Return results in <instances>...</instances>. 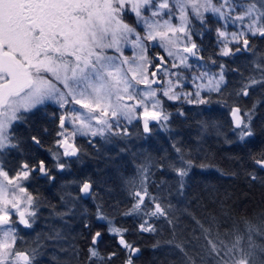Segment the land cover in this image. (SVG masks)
<instances>
[{
    "label": "snow or ice",
    "instance_id": "6c2138e0",
    "mask_svg": "<svg viewBox=\"0 0 264 264\" xmlns=\"http://www.w3.org/2000/svg\"><path fill=\"white\" fill-rule=\"evenodd\" d=\"M206 13L218 23V57L251 52V39H264V6L258 7L255 0L246 8L238 0H0V157L19 146L13 128L23 119L22 113L49 103L56 106L53 119L58 131L55 149L48 152L59 171L67 168L71 158H79L78 137L111 141L131 137V127H142L147 138L157 128L169 130L168 102L179 105L180 115H184V104H212L211 94L223 96L227 84L224 62L210 58L211 66L219 67V72H212L202 55L204 49L194 39L210 30ZM132 16L135 20L130 24L127 18ZM155 48L163 53L153 55ZM129 49L131 56L125 54ZM254 71L258 77L241 74L233 92L237 98L249 96L256 85L264 87V61L254 62ZM215 103L229 110L231 131L237 139L252 143L254 112L227 100ZM209 126L206 121L201 123L202 128ZM31 140L37 148L43 146L40 136L33 135ZM173 148L177 161L169 167L179 177L178 194L182 195L184 177L194 162L182 147L174 144ZM249 160L264 170V148L249 152ZM51 171L46 159H19L12 167L0 159V264H36L42 245L37 241L31 251L20 250L19 230L21 226L32 228L41 206L29 190L32 178L39 173L52 181ZM138 172L142 178L139 183L129 182L132 205L122 217L134 216L139 234L154 233V221L172 222V206L149 191L150 167L143 166ZM250 178L256 179L254 175ZM93 187L91 180L81 181L77 196L67 193L61 198L67 211L56 215L60 219L70 215L77 200L93 195ZM229 219L225 214L221 223V218L212 216L206 228L197 221L205 237L202 264H252V253L245 251L243 242L247 240L251 248L258 228L247 221L244 228L235 221L229 224ZM96 220L106 231H89L86 254L91 264H111L117 255L99 253L97 246L105 235H111L128 253L125 264H133L140 249L127 239L128 229L99 206ZM84 227L90 230L92 225L85 223ZM222 227L228 228L225 236L232 237L230 241L221 237ZM61 239L56 230L47 236L53 243ZM173 247L188 255L183 244Z\"/></svg>",
    "mask_w": 264,
    "mask_h": 264
},
{
    "label": "trees",
    "instance_id": "16d2710c",
    "mask_svg": "<svg viewBox=\"0 0 264 264\" xmlns=\"http://www.w3.org/2000/svg\"><path fill=\"white\" fill-rule=\"evenodd\" d=\"M255 2L258 7L264 6V0ZM127 22L134 23L133 16L127 18ZM210 23V30L194 39L204 49L202 55L207 61L215 58L224 62L227 84L224 95L211 94L214 102L210 105H183L184 115L174 112L168 131L154 130L144 138L140 128L132 127L131 137L113 138L111 141L96 137L94 144L82 140L78 142L81 148L79 158H71L67 168L59 171L46 156L55 140L52 106L48 104L24 113L23 119L14 124V142L19 146L6 150L0 157L6 167H12L19 159H46L55 178L50 181L36 173L29 184V190L38 196L41 206L32 228L20 227L22 239L18 247L31 251L39 241L42 247L36 264H91L86 254L91 242L89 231H106L96 220L98 206L128 229L127 239L140 249L133 264H185V260L192 264L191 260L197 261L204 254L205 243L200 224L208 227L212 216L221 218L223 223L224 215L228 214V223L235 221L242 228L245 221L253 226L264 223V171L249 160V152L264 148V87L254 86L247 97L233 95L241 74L258 77L254 62L264 61V39L253 37V51L248 54L218 57L216 26ZM217 100H227L230 105L238 104L244 111L254 112L252 129L255 136L249 138L252 143H242L237 139L231 131L229 110L215 103ZM205 121L210 125L207 129L201 127ZM33 135L40 136L42 147L37 148L32 143ZM174 144L182 147L194 162L189 175L184 177L182 195L178 194L179 177L169 167L177 161ZM143 166L150 167L149 191L164 197L165 205L171 204L169 218L172 222L160 218L154 221L156 232L139 234L136 218L122 217V213L132 205L128 197L129 182L139 183L142 177L138 169ZM251 175L256 177L254 181ZM85 179L93 183V195L77 200L72 213L60 219L56 213L67 211L61 198L67 193L77 196L79 183ZM85 223L92 225L90 230L84 227ZM53 230L62 236L56 243L47 240ZM216 231L213 228V232ZM219 232L222 238H226L228 228L222 227ZM174 244H183L188 255L180 253ZM97 248L104 257L109 252L117 253L111 264H125L128 253L117 246L111 235H105Z\"/></svg>",
    "mask_w": 264,
    "mask_h": 264
},
{
    "label": "rangeland",
    "instance_id": "374dc122",
    "mask_svg": "<svg viewBox=\"0 0 264 264\" xmlns=\"http://www.w3.org/2000/svg\"><path fill=\"white\" fill-rule=\"evenodd\" d=\"M238 2L241 3V4H243L245 8L249 5L248 0H238ZM177 15H178V13H177ZM206 16H208L209 21L211 22L210 25H212V26H214V27L216 26V28H217L218 25H215V24L217 23L216 18H215L214 16H212L210 13H206ZM133 20H135L134 16H133ZM173 22H174V23H179L178 20H174ZM217 24H218V23H217ZM195 26H196V30H197V32L199 33V31H200L199 23H198V22H195ZM208 27H209V23H208ZM231 30H232V29L230 28L229 31H231ZM141 32H142V30H141ZM214 32H215V31H214ZM197 36H200V35H196L194 38H196ZM197 44H198V43H197ZM198 45H199V44H198ZM215 45H216V49H217V52H216V53H218L219 48H218V46H217V44H216V36H215ZM199 46H200V45H199ZM151 52H152L153 55H155L157 52H161V53H163V50H162V49H159V48H155V49H152ZM242 53L248 54V52H242ZM125 54L131 56V55H132V52H131V50L129 49V50L126 51ZM204 59H205V61H207L206 58H204ZM208 62H209V67L211 68V71H212V72H219V68H217V67H215V66H211L210 61H208ZM49 104H50V106H52V108H53V112H54L55 109H56V106H55L54 104H51V103H49ZM184 105H185V104H184ZM186 105L189 106L188 104H186ZM40 107H42V106H40ZM165 107H166V110H167L169 113L174 114V112L177 111V108L179 107V105H173L171 102H168V104H167ZM38 108H39V107H38ZM22 114H24V113H22ZM52 116H53V115H52ZM171 116H172V115H171ZM171 116H170V117H171ZM54 121H55V120H54ZM55 123H56V127H55V131H54V133H55V138H56V132L58 131V122L55 121ZM131 128H132V127H131ZM131 128H130V129H131ZM134 128H135V127H134ZM158 129H159V128H157V129H155V130H158ZM95 138H96V137H95ZM89 139H94V138H89V137H78V138H77V143L80 142V141H82V140H83L84 142H88ZM52 149H55V143H54V142H53ZM46 156H47V158L49 159L51 165L54 167V169H56V168H55V163H56V162H55L54 160H52V157H51V155L49 154L48 150H47V152H46ZM255 227L258 228V231H256V232L253 233V237H252V240H251V245H252V247L249 248V242H248L247 240H245V241L243 242V247H244V249H245L246 252H247V251H251V253H252V255H251L252 264H264V223L261 224L260 226H259V225H256ZM224 239L230 241V240L232 239V237L227 236V237L224 238ZM203 255H204V254H203ZM191 262H192V264H202V261H201L200 257L198 258L197 261L191 260ZM190 264H191V263H190Z\"/></svg>",
    "mask_w": 264,
    "mask_h": 264
},
{
    "label": "water",
    "instance_id": "95a60500",
    "mask_svg": "<svg viewBox=\"0 0 264 264\" xmlns=\"http://www.w3.org/2000/svg\"><path fill=\"white\" fill-rule=\"evenodd\" d=\"M141 131H142V127H141ZM256 166V165H255ZM257 168H259L258 166H256ZM260 169V168H259ZM262 170V169H261ZM264 171V170H263ZM38 174V177H42L39 173H37ZM87 198H89V196L88 197H86V198H83V199H87ZM22 227V226H21Z\"/></svg>",
    "mask_w": 264,
    "mask_h": 264
}]
</instances>
